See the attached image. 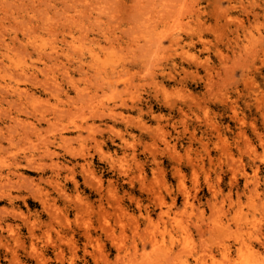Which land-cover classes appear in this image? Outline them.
Listing matches in <instances>:
<instances>
[{
    "label": "rangeland",
    "instance_id": "rangeland-1",
    "mask_svg": "<svg viewBox=\"0 0 264 264\" xmlns=\"http://www.w3.org/2000/svg\"><path fill=\"white\" fill-rule=\"evenodd\" d=\"M42 147L56 166H26ZM15 156L0 218L17 264H35L22 216L46 264H264V0H0L2 173ZM52 170L49 222L31 191Z\"/></svg>",
    "mask_w": 264,
    "mask_h": 264
},
{
    "label": "bare ground",
    "instance_id": "bare-ground-1",
    "mask_svg": "<svg viewBox=\"0 0 264 264\" xmlns=\"http://www.w3.org/2000/svg\"><path fill=\"white\" fill-rule=\"evenodd\" d=\"M8 57H10V56H8ZM22 72V71H21ZM20 72V73H21ZM19 74V73H18ZM22 74V73H21ZM24 75H26V74H23V76ZM13 76H15V77H18L17 79H19V80H21V78L23 77L22 75V77H19V76H17V75H13ZM10 76H8V78H9ZM14 77V78H15ZM25 77V76H24ZM23 77V78H24ZM26 78V77H25ZM22 80H24V79H22ZM9 81V80H8ZM12 81H14V80H12ZM16 82V81H15ZM19 82V81H18ZM17 82V83H18ZM7 84V83H6ZM5 84V85H6ZM9 84V83H8ZM7 87H8V85H7ZM9 88L13 91V92H15L16 93V97L18 98V99H20L19 97H20V95H21V93L22 92H25L26 91V89L24 90L23 89V91L21 92V90H20V88L17 86V85H10L9 86ZM25 94H28V93H26L25 92ZM28 95H30V97H32V95L29 93ZM29 97V96H28ZM20 102V101H19ZM63 110H61V109H59V112L57 111V113H60V114H56V112L54 113V116H52V117H54V119L53 120H55V119H58V115H59V117L61 118V116L63 115V113H64V111L62 112ZM62 112V113H61ZM44 117L45 116H40L38 119L36 118V120H39L40 118H42V119H44ZM55 117H57V118H55ZM51 118H45L44 119V121L46 122L47 121V123L48 124H51ZM8 119H10V121H13V122H15L16 120H18V118H17V116L16 115H13V116H9L8 115ZM41 119V120H42ZM52 122H54V121H52ZM58 122H60V123H58V124H60L61 125V128L62 129H64L65 128V124L64 123H62V121L61 120H58ZM31 125H32V123H30ZM75 125V127H78L79 125H81V124H74ZM31 128H34V126H32ZM33 132H34V130H33ZM35 134H36V132H35ZM19 136H21L20 138H22V139H26V140H28L29 142L31 141V145L33 144L32 142H33V140H31V139H29L30 137H29V134L28 133H23V134H19ZM37 136V135H36ZM57 137H58V139H59V141H61V142H63V141H65L66 140V138L61 134V132H58V134H57ZM37 138V137H36ZM9 140L11 139V137L10 138H8ZM7 139V140H8ZM38 139V138H37ZM10 142V141H9ZM28 142V143H29ZM36 144V143H35ZM30 145V144H29ZM34 145V144H33ZM32 147V146H31ZM34 147H38V146H36V145H34ZM33 147V148H34ZM39 148V147H38ZM38 148L36 149V150H38ZM42 148H44V147H42ZM41 150V149H40ZM43 150V151H42ZM39 153H34V152H30L29 154H23V155H21V158H22V160L24 161V163H25V165L26 166H31V167H33V168H36L37 170L39 169V170H43L44 168H45V166L47 167V165H48V167H49V165L51 166V165H55L56 166V162L55 161H52V159H50V162L48 163V164H46V163H44L43 161H42V158L45 156V155H47L48 153H49V150H48V148H44V149H42ZM39 151V150H38ZM20 158V159H21ZM9 164H8V168H6L7 170H5L3 173L0 171V186H3V185H5L6 183H12V181H11V179H12V176H16L17 177V179H15L13 182H15V183H17L18 182V179L21 177L20 176V174H18V173H16V170H17V167L19 166V164H20V160H19V158L18 157H12L11 158V160L8 162ZM10 165V166H9ZM50 168V167H49ZM52 168V167H51ZM50 168V169H51ZM57 175H58V172L57 171H54V170H52L51 172H50V174L48 175V177H46V178H44L43 179V184L42 183H40L39 181L38 182H35V183H32V187H33V189H32V191H31V195L32 196H34V194H36L37 195V200L39 201V202H41V208H42V210H45V212H46V218H47V220L50 222V221H52L53 219H55V218H57V216H58V207L55 205V199H58V198H64L65 196V191H64V183H60L59 181H58V179H57ZM65 177V176H64ZM74 182V181H73ZM74 184H75V182H74ZM74 186V185H73ZM56 187V188H55ZM16 190H17V192L19 193L21 190H20V188L19 187H16ZM53 191L55 192V194L53 195L52 193H53ZM264 192V191H263ZM2 195H5L6 196V198H8L9 200H12L13 198H15L17 195H12L11 194V190L8 188L7 190H5V191H3L2 192ZM99 197H98V200H100V197H101V194H100V192H99ZM28 198V197H27ZM25 199V198H24ZM236 199H238V196L236 197ZM28 200H30L29 198H28ZM112 202H109V204L111 205H109V210H108V213L110 214L111 213V211H113V208H112V204H111ZM87 206H88V204H86V202H82V203H79V204H77L74 208V214L76 215L77 213H79L80 211H84V209H87ZM11 212L15 215L16 214V212L13 210V209H11ZM11 213V214H12ZM18 215H21L22 214V212H18L17 213ZM143 217H145V220L147 219L148 221L150 220V218H149V216L146 214L145 216H143ZM144 219V218H143ZM105 221L107 222V220L105 219ZM19 225H21L23 228H25L26 229V232L28 233V235H27V237H28V240H29V249L28 250H26L25 251V253H24V258L25 259H27V260H32V261H34V263L35 264H46V258H45V255H44V251H45V249L42 247H36L35 246V243H34V241H33V238L34 237H36V233H35V230L36 229H38V230H41V227H42V225H43V223H41V222H39L38 220H36V219H34V220H30L29 218H28V216H22V217H19V222L18 223H16V226L17 227H19ZM44 226V225H43ZM46 227V226H45ZM4 229L5 230V232H6V234L4 235V237H5V243L3 244V248H2V250L4 251V255L6 256V255H9V257L8 258H6V264H17L18 262H17V259H16V255H15V252H16V249L13 247V246H11V245H8L7 243H6V241H9V240H12V241H16V237H15V235H16V232L14 231V229L12 228V226H11V224L10 223H8L5 219H1L0 218V229ZM13 231H14V233H13ZM107 231L109 232V236L110 235H112V233H113V228H112V226L109 224V223H107ZM78 233H79V235L82 237V242H88V241H90V239H91V230L88 228V226H87V228H85V229H83V230H81V231H77ZM58 233L60 234V230H58ZM56 248H58V252L57 253H55V255H56V258H58V260L59 261H61V263H63V261H64V258H65V252H63V249L64 248H61V247H59L58 245H54L53 246V249H56ZM222 251H223V248L221 249ZM71 251V248L70 247H67V252H70ZM221 251V252H222ZM228 253V250L227 249H225L224 250V252H223V255L224 254H227ZM212 254H210V256H211ZM227 256V255H226ZM182 263H185V261H182L181 262V264ZM67 264H71V261H68L67 262Z\"/></svg>",
    "mask_w": 264,
    "mask_h": 264
}]
</instances>
